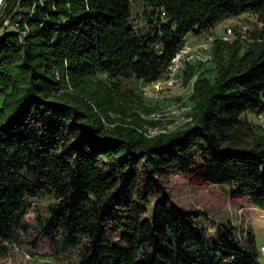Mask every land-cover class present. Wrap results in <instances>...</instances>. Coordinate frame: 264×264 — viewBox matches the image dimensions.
Returning a JSON list of instances; mask_svg holds the SVG:
<instances>
[{"label": "trees", "instance_id": "trees-1", "mask_svg": "<svg viewBox=\"0 0 264 264\" xmlns=\"http://www.w3.org/2000/svg\"><path fill=\"white\" fill-rule=\"evenodd\" d=\"M143 1L152 28L142 34L130 24L132 0L13 6L12 20L29 29L0 35V241H14L33 199L48 197L42 243L58 255L77 249L67 264H264L252 234L243 242L223 223L214 244L198 223L204 212L168 191L178 174L264 209V146L242 144L243 114L264 113V50L220 82L194 124L155 141L106 132L78 101L52 94L98 71L119 85L158 79L188 33L264 9V0Z\"/></svg>", "mask_w": 264, "mask_h": 264}, {"label": "rangeland", "instance_id": "rangeland-1", "mask_svg": "<svg viewBox=\"0 0 264 264\" xmlns=\"http://www.w3.org/2000/svg\"><path fill=\"white\" fill-rule=\"evenodd\" d=\"M147 6L143 0H132L130 24L138 34L152 28L147 13L151 7ZM24 25L21 31H11L25 35L29 28ZM263 50L264 9L258 13L246 11L225 16L209 29L188 33L173 55H177L178 62L171 75L165 70L162 77L150 81L133 76L119 79V85L115 83L117 79L98 71L84 77L78 88L66 79L53 88L52 94L57 98L78 101L106 132H130L155 141L194 124L220 82L244 68ZM53 74L57 80H62L58 69ZM3 98L0 95V106ZM242 117L245 123L242 144L252 146L259 143L264 146V113L246 112ZM168 191L178 205L205 213L201 214L198 223L214 244L218 242L223 223L231 222L243 242L252 234L264 263V209L254 206L247 198L228 199L217 186L190 185L178 174L170 177ZM33 202L25 219L26 228L12 242L0 241V264L77 262L80 259L77 249L58 255L42 243L41 222L54 200L35 197Z\"/></svg>", "mask_w": 264, "mask_h": 264}, {"label": "built area", "instance_id": "built-area-1", "mask_svg": "<svg viewBox=\"0 0 264 264\" xmlns=\"http://www.w3.org/2000/svg\"><path fill=\"white\" fill-rule=\"evenodd\" d=\"M19 0H4L0 1V33L7 29H19L21 26H17L16 20H12L13 6ZM177 60H171V63L166 68L168 75L177 69ZM173 82V80H172Z\"/></svg>", "mask_w": 264, "mask_h": 264}, {"label": "bare ground", "instance_id": "bare-ground-1", "mask_svg": "<svg viewBox=\"0 0 264 264\" xmlns=\"http://www.w3.org/2000/svg\"><path fill=\"white\" fill-rule=\"evenodd\" d=\"M0 1H4V0H0ZM19 2H20V0H19ZM15 6V5H14ZM16 7V6H15ZM15 9V8H14ZM18 9V7L14 10V12L16 11ZM14 15V14H13ZM27 28V27H26ZM11 30H15V29H7V30H5V31H2L1 33H0V35H2L4 32H6V31H11ZM27 31V30H26ZM172 60H178V58H177V55L176 56H174V58L172 59Z\"/></svg>", "mask_w": 264, "mask_h": 264}]
</instances>
